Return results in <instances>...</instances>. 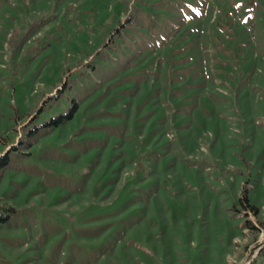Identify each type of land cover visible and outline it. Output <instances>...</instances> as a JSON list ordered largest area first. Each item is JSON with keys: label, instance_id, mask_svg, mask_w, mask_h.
I'll return each mask as SVG.
<instances>
[{"label": "rangeland", "instance_id": "1", "mask_svg": "<svg viewBox=\"0 0 264 264\" xmlns=\"http://www.w3.org/2000/svg\"><path fill=\"white\" fill-rule=\"evenodd\" d=\"M6 156L0 264H264V0H0Z\"/></svg>", "mask_w": 264, "mask_h": 264}, {"label": "trees", "instance_id": "2", "mask_svg": "<svg viewBox=\"0 0 264 264\" xmlns=\"http://www.w3.org/2000/svg\"><path fill=\"white\" fill-rule=\"evenodd\" d=\"M2 160H4V163L3 164H6V162H7V156L6 157H2L1 159H0V161H2ZM247 200V199H246ZM1 207V206H0ZM7 210H9V211H11V212H14L15 210L12 208V207H10L9 209H7ZM0 220H3V219H0Z\"/></svg>", "mask_w": 264, "mask_h": 264}]
</instances>
